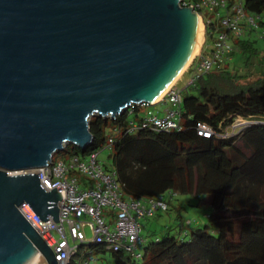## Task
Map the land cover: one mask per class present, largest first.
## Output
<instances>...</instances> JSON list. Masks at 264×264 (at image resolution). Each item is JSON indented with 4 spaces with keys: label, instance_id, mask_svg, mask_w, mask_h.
<instances>
[{
    "label": "water",
    "instance_id": "water-1",
    "mask_svg": "<svg viewBox=\"0 0 264 264\" xmlns=\"http://www.w3.org/2000/svg\"><path fill=\"white\" fill-rule=\"evenodd\" d=\"M197 14L179 0H0V264L50 248L19 213L56 222L60 192L37 173L67 144L84 150L91 116L151 103L188 58Z\"/></svg>",
    "mask_w": 264,
    "mask_h": 264
},
{
    "label": "trees",
    "instance_id": "trees-1",
    "mask_svg": "<svg viewBox=\"0 0 264 264\" xmlns=\"http://www.w3.org/2000/svg\"><path fill=\"white\" fill-rule=\"evenodd\" d=\"M243 3L246 12L264 14V0ZM249 38L234 42L245 71L210 72L183 92L178 128L129 132L127 123L135 108L131 116L127 111L115 118L91 116L88 146L64 147L70 156H84L99 151L112 136L109 166L127 195L219 194L207 214L209 223L190 222V231L179 224V234L187 239L180 240L170 228L162 235L140 233L138 258L124 249L90 243L83 247L84 260L109 252L113 264H264V74L250 78L247 65L258 51ZM237 118L247 124L224 137ZM198 124L208 126L212 134H199ZM173 200H167L165 212L173 208ZM234 216L249 220L242 234Z\"/></svg>",
    "mask_w": 264,
    "mask_h": 264
},
{
    "label": "built area",
    "instance_id": "built-area-1",
    "mask_svg": "<svg viewBox=\"0 0 264 264\" xmlns=\"http://www.w3.org/2000/svg\"><path fill=\"white\" fill-rule=\"evenodd\" d=\"M179 4L190 7L202 21L199 50L160 100L131 105L124 111L131 116L133 109H138L127 123L129 132L178 128L183 92L195 87L198 80L210 72L227 66L232 60L236 40L252 31L264 38V14L246 12L243 0H179ZM185 75L187 78L180 85ZM246 124L242 118L235 119L223 136ZM197 126L199 134H212L205 124ZM113 130L118 132L117 128ZM112 143V136H108L106 144L97 152L73 155L69 160L56 162L51 157L44 167L26 171L38 174L39 184L45 191L55 187L54 190L61 194L62 198L56 202V222L49 214L41 221L25 203L17 206L19 213L50 248L58 264H86L89 260H84V252L78 250L90 243L105 244L106 249H124L138 258L141 221L166 211L167 200L177 195L170 191L152 198L124 194L114 169L98 160V153L104 148L110 150ZM29 262L48 264L39 251Z\"/></svg>",
    "mask_w": 264,
    "mask_h": 264
},
{
    "label": "rangeland",
    "instance_id": "rangeland-1",
    "mask_svg": "<svg viewBox=\"0 0 264 264\" xmlns=\"http://www.w3.org/2000/svg\"><path fill=\"white\" fill-rule=\"evenodd\" d=\"M250 37V38H249ZM251 39L255 40V47L257 48V53L254 54L249 59L248 69L253 73L250 78H255L259 75L264 74V60L261 59L264 56V38L258 35V32L252 31L246 37V35L242 36L241 39ZM233 54L232 60L227 63L224 70L229 71H245L246 67L243 64V56L238 53L235 44L233 43ZM187 75H185L180 81V85L183 84ZM157 106V105H156ZM154 106V108H156ZM74 145V144H73ZM80 149L79 147H77ZM110 150L108 148L102 149L98 153V160L102 164L109 165L108 155ZM70 155L64 149L58 152H55L52 156V160L54 162L59 160H69ZM219 199V194L217 195H201L198 198L188 194H178L172 204L173 208L167 212H158L153 217L145 218L142 220V235H150L152 231H156V233L162 235L166 231L167 227H170V233L175 234L180 240L187 239L188 237H182L179 234V228L181 227L179 224L182 223V228L184 230L190 231V227H188V221L192 223H198L200 225H204V223H209L207 220V214L210 212V209L213 204H215ZM237 224L238 234H242L249 227V220L244 218H238L236 216L233 217ZM79 253L84 252V248L80 247L78 250ZM73 264V263H72ZM86 264H113L112 258L109 252L105 254H97L91 260H89Z\"/></svg>",
    "mask_w": 264,
    "mask_h": 264
},
{
    "label": "bare ground",
    "instance_id": "bare-ground-1",
    "mask_svg": "<svg viewBox=\"0 0 264 264\" xmlns=\"http://www.w3.org/2000/svg\"><path fill=\"white\" fill-rule=\"evenodd\" d=\"M196 20H197V35H196V39L194 41V44L192 46V49L190 51V54H189L188 58L185 60V62L183 63V65L180 67V69L175 73V75L171 78V80L168 82V84L158 93L157 96H155L152 99L153 102L154 101H157V100H160L163 97V95L168 91V89L170 88V86L172 84H174L179 79V77L181 76V74L184 72V70L188 66L189 62L193 59V57L198 52L199 47H200V44H201V41H202V28H203V24H202V21H201L200 18L197 17ZM27 264H31V263L28 262Z\"/></svg>",
    "mask_w": 264,
    "mask_h": 264
},
{
    "label": "crops",
    "instance_id": "crops-1",
    "mask_svg": "<svg viewBox=\"0 0 264 264\" xmlns=\"http://www.w3.org/2000/svg\"><path fill=\"white\" fill-rule=\"evenodd\" d=\"M167 228H170V227H167ZM153 232H155V233H156V231H153Z\"/></svg>",
    "mask_w": 264,
    "mask_h": 264
}]
</instances>
